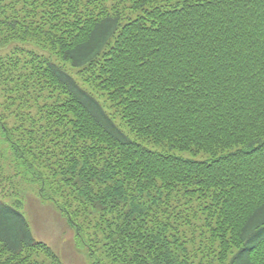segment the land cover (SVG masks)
Here are the masks:
<instances>
[{"label": "trees", "instance_id": "trees-1", "mask_svg": "<svg viewBox=\"0 0 264 264\" xmlns=\"http://www.w3.org/2000/svg\"><path fill=\"white\" fill-rule=\"evenodd\" d=\"M0 53L14 179L92 257L264 264V0H0ZM18 196L0 264H64Z\"/></svg>", "mask_w": 264, "mask_h": 264}, {"label": "rangeland", "instance_id": "rangeland-1", "mask_svg": "<svg viewBox=\"0 0 264 264\" xmlns=\"http://www.w3.org/2000/svg\"><path fill=\"white\" fill-rule=\"evenodd\" d=\"M0 57L2 53H0ZM0 197L7 194L19 195L24 204L23 212L27 217L34 237L49 245L64 264H114L99 250L94 257L86 242L79 239L75 231L69 226L65 216L57 209L52 201H43L31 186L26 187L18 178L14 179L16 162L9 145L0 136ZM20 183V184H19ZM22 185L21 187L18 186ZM17 198V197H16ZM5 199V198H4ZM11 201L15 198H9Z\"/></svg>", "mask_w": 264, "mask_h": 264}]
</instances>
